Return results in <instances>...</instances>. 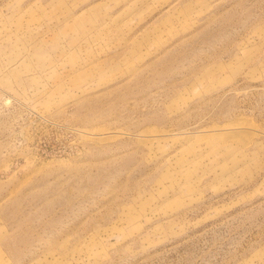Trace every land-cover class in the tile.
I'll use <instances>...</instances> for the list:
<instances>
[{"label":"rangeland","instance_id":"rangeland-1","mask_svg":"<svg viewBox=\"0 0 264 264\" xmlns=\"http://www.w3.org/2000/svg\"><path fill=\"white\" fill-rule=\"evenodd\" d=\"M0 264H264V0H0Z\"/></svg>","mask_w":264,"mask_h":264},{"label":"bare ground","instance_id":"bare-ground-1","mask_svg":"<svg viewBox=\"0 0 264 264\" xmlns=\"http://www.w3.org/2000/svg\"><path fill=\"white\" fill-rule=\"evenodd\" d=\"M248 123L245 120H235L228 122L219 128H212L208 130V135L225 141V140H241L245 136V127ZM207 132V131H206Z\"/></svg>","mask_w":264,"mask_h":264}]
</instances>
